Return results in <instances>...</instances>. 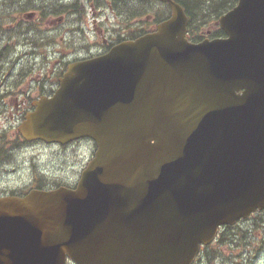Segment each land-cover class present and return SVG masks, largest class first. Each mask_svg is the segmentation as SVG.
Segmentation results:
<instances>
[{"label": "water", "instance_id": "water-1", "mask_svg": "<svg viewBox=\"0 0 264 264\" xmlns=\"http://www.w3.org/2000/svg\"><path fill=\"white\" fill-rule=\"evenodd\" d=\"M161 1L157 31L70 64L22 125L97 150L75 188L0 199V264H191L219 225L264 208V0L197 43Z\"/></svg>", "mask_w": 264, "mask_h": 264}, {"label": "flooded vegetation", "instance_id": "flooded-vegetation-1", "mask_svg": "<svg viewBox=\"0 0 264 264\" xmlns=\"http://www.w3.org/2000/svg\"><path fill=\"white\" fill-rule=\"evenodd\" d=\"M146 0H0V199L75 188L96 151L89 137L50 142L21 131L70 63L153 31ZM66 264H74L70 259Z\"/></svg>", "mask_w": 264, "mask_h": 264}, {"label": "trees", "instance_id": "trees-1", "mask_svg": "<svg viewBox=\"0 0 264 264\" xmlns=\"http://www.w3.org/2000/svg\"><path fill=\"white\" fill-rule=\"evenodd\" d=\"M180 2L184 7L186 12L190 17L189 22V31L193 29L192 37L199 39L201 35L198 33L197 28L194 29V26L203 25L209 22V18L217 19L218 15L222 12L224 13L230 9L235 3L236 0H176ZM212 19V20H213ZM218 31V30H217ZM216 31V32H217ZM219 34V32H217ZM223 33V32H221ZM233 234L231 227L226 226L219 232L217 237V242L224 243L228 237ZM238 232L234 234L235 238L237 237ZM214 259V253L210 256V262L212 263Z\"/></svg>", "mask_w": 264, "mask_h": 264}, {"label": "rangeland", "instance_id": "rangeland-1", "mask_svg": "<svg viewBox=\"0 0 264 264\" xmlns=\"http://www.w3.org/2000/svg\"><path fill=\"white\" fill-rule=\"evenodd\" d=\"M163 5V6H162ZM160 2L154 1L153 3H150L151 10L157 11H164L166 6ZM210 25L208 26V28ZM259 231H256L252 235H250V241L252 242V245L248 248H246L245 251L240 254L238 252L237 247H235L233 253L231 255H227V252L225 250V247L230 246L226 245L224 246L223 243L220 244L219 242H216L215 244L212 245V247L208 248L206 251H204L200 257L194 262V264H210L209 258L212 253H214L216 256L214 258V264H264V250L263 251H258L256 254L255 252V245L258 248L260 245L264 246L262 243V237L260 239Z\"/></svg>", "mask_w": 264, "mask_h": 264}, {"label": "bare ground", "instance_id": "bare-ground-1", "mask_svg": "<svg viewBox=\"0 0 264 264\" xmlns=\"http://www.w3.org/2000/svg\"><path fill=\"white\" fill-rule=\"evenodd\" d=\"M243 249H244V251L246 250V248L243 246Z\"/></svg>", "mask_w": 264, "mask_h": 264}]
</instances>
